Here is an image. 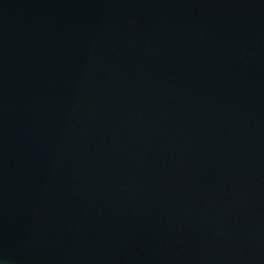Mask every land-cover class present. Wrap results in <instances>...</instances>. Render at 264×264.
I'll list each match as a JSON object with an SVG mask.
<instances>
[{"label": "water", "instance_id": "obj_1", "mask_svg": "<svg viewBox=\"0 0 264 264\" xmlns=\"http://www.w3.org/2000/svg\"><path fill=\"white\" fill-rule=\"evenodd\" d=\"M0 264H264V0H0Z\"/></svg>", "mask_w": 264, "mask_h": 264}]
</instances>
